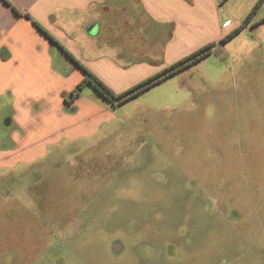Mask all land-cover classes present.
Instances as JSON below:
<instances>
[{
    "label": "rangeland",
    "instance_id": "obj_1",
    "mask_svg": "<svg viewBox=\"0 0 264 264\" xmlns=\"http://www.w3.org/2000/svg\"><path fill=\"white\" fill-rule=\"evenodd\" d=\"M213 1L186 3L194 18L105 5L93 34L89 13L54 14L63 48L115 96L155 80L122 102L86 85L73 113L60 93L81 70L55 47L49 74L38 33L12 29L34 46L33 93L0 100V137L16 105L25 143L51 138L0 171V264H264V0Z\"/></svg>",
    "mask_w": 264,
    "mask_h": 264
},
{
    "label": "crops",
    "instance_id": "obj_2",
    "mask_svg": "<svg viewBox=\"0 0 264 264\" xmlns=\"http://www.w3.org/2000/svg\"><path fill=\"white\" fill-rule=\"evenodd\" d=\"M20 13H28L30 17L41 26H43L53 38L62 44L63 39L60 36V32L52 31L53 26L57 24V20H61L68 11H77L80 13H89L88 16H85L83 24L87 27V32L91 34L97 30V24L101 23L100 14L101 10L98 7L105 5H110V9H118V4L127 3L130 0H8ZM141 7L149 13L154 14L157 10H160L163 6H166L174 10L171 3H174L176 6L175 9L180 7L181 11L185 13V16H191L194 18L193 14L190 13L191 9L188 10V3H195L194 0H137ZM206 9L216 5V2L213 0H206ZM165 2L164 4H162ZM168 2V3H166ZM187 3V5H186ZM194 6V5H192ZM190 6V7H192ZM188 8V9H187ZM109 9V10H110ZM194 9V8H193ZM58 13L59 16L54 23H50V18L54 14ZM199 17L202 15L201 12H195ZM169 21L178 20L176 16H170ZM190 22H193L192 19H187ZM176 27H182L187 29V23L175 24ZM24 26L27 27L32 33H38L40 41L42 42V57L41 63L43 64V69L56 77L58 74L52 70V59L49 54L52 48L58 46L52 44L43 34L33 26L31 21L25 17H18L15 15L10 7L4 5L0 0V48H6L10 56L7 60H2L0 58V100L4 97L11 98L10 100L17 101L20 98H27V96L32 95L33 86L29 85V75L31 70L28 67L33 66V60L29 61V56H33L34 46L32 44L26 43V38L18 30H13L14 27ZM96 28V29H95ZM51 29V30H50ZM95 29V30H94ZM58 34V36L56 35ZM43 36V38H41ZM45 37V38H44ZM38 50V47H37ZM90 68L92 73H95L94 70ZM82 72V71H81ZM83 73V72H82ZM84 77V74H81L80 78ZM31 88V92H30ZM65 92L62 91L61 94ZM66 93V92H65ZM62 98V97H61ZM1 101H0V113H1ZM25 119L19 116L18 106L15 105V108H12L11 115L9 116V121H5V126L10 128L8 143H3V136L0 137V171L5 169L16 168L17 165H25L26 167L34 163L38 158H44L47 154L46 150V141L51 138L47 135V138L42 137L36 143H25L26 138H28L29 126L24 123ZM27 122V121H26ZM70 133L67 129H60L56 131V134L66 135ZM69 135V134H68ZM75 137L74 135H70Z\"/></svg>",
    "mask_w": 264,
    "mask_h": 264
},
{
    "label": "trees",
    "instance_id": "obj_3",
    "mask_svg": "<svg viewBox=\"0 0 264 264\" xmlns=\"http://www.w3.org/2000/svg\"><path fill=\"white\" fill-rule=\"evenodd\" d=\"M261 1H263V0H258L256 2V4L253 6L252 10L256 9L259 6V4L261 3ZM1 2L4 5H7L8 7H10L12 12L15 15H17L18 17H25V18L29 19L31 21V23L33 24V26L41 34H43L52 44L57 45L58 48L63 53H65L68 57H70V59H72V61H74V63L77 65V67L83 72L84 77L75 86V88L72 89L69 93L63 92L61 94V97L63 98L64 102L68 106V111H70L71 113L76 112V108L73 107L72 103H74V101L79 98L82 88L86 85L92 86L103 98H105L107 100H117L119 102H122V101H125L126 99H128L129 97H132L135 94L139 93L141 90L146 89L148 86H150L152 83L155 82V80L153 78L149 79L146 82L139 85L138 87L128 91L126 94L121 95V96H115L102 82H100L96 78V76H94L89 70H87L81 63L74 60L72 58V56L63 48V46L58 41H56L53 38V36L43 26H41L38 22H36L34 19H32L28 13H26V12L20 13L8 0H1ZM212 47H213V45L206 46L204 49L193 54L190 58H187V59L181 61L180 63L166 69L164 71V74H166V73L169 74V73H172L176 70H179L182 67H185L186 65L196 61L198 58L209 54ZM9 56H10V53L6 48H4V47L0 48V58L2 60H7L9 58Z\"/></svg>",
    "mask_w": 264,
    "mask_h": 264
},
{
    "label": "flooded vegetation",
    "instance_id": "obj_4",
    "mask_svg": "<svg viewBox=\"0 0 264 264\" xmlns=\"http://www.w3.org/2000/svg\"><path fill=\"white\" fill-rule=\"evenodd\" d=\"M113 247H114V250H115L116 252H119V251H120V244H119L118 242H115V243L113 244Z\"/></svg>",
    "mask_w": 264,
    "mask_h": 264
}]
</instances>
